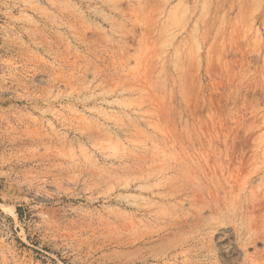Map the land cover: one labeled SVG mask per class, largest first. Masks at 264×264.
<instances>
[{
    "label": "rangeland",
    "instance_id": "rangeland-1",
    "mask_svg": "<svg viewBox=\"0 0 264 264\" xmlns=\"http://www.w3.org/2000/svg\"><path fill=\"white\" fill-rule=\"evenodd\" d=\"M0 264H264V0H0Z\"/></svg>",
    "mask_w": 264,
    "mask_h": 264
}]
</instances>
